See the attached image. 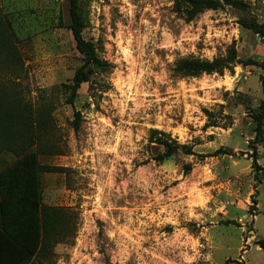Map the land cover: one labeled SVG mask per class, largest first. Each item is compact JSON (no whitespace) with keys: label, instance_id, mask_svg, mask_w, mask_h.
<instances>
[{"label":"rangeland","instance_id":"rangeland-1","mask_svg":"<svg viewBox=\"0 0 264 264\" xmlns=\"http://www.w3.org/2000/svg\"><path fill=\"white\" fill-rule=\"evenodd\" d=\"M245 1L247 14L227 7L189 22L174 0H83V37L107 65L71 103L66 87L85 59L67 27L68 0H2L16 58L0 57V96L34 115L46 110L33 149L59 170L41 176L43 204L70 221L30 264H264L256 244L264 238V179L252 168L255 152L264 168V132L256 138L252 119L264 71L236 64L223 75L174 72L179 59L212 60L232 45L241 62L260 64L264 41L240 20L262 22L264 0ZM206 112L220 127L206 128ZM152 130L195 155L159 161L164 148L150 142ZM218 149L227 154L203 157ZM18 157L0 151V170Z\"/></svg>","mask_w":264,"mask_h":264},{"label":"trees","instance_id":"trees-1","mask_svg":"<svg viewBox=\"0 0 264 264\" xmlns=\"http://www.w3.org/2000/svg\"><path fill=\"white\" fill-rule=\"evenodd\" d=\"M70 23L67 26L76 42L77 50L84 56L85 62L74 73L72 83L68 85L69 101L73 103L81 85L90 81L93 70L105 71L106 61L98 56V49L94 42L86 40L83 32L86 27V12L83 0H68ZM231 8L242 13H249L251 5L245 0H174L175 12L191 22L207 11H217ZM10 20L2 11L0 0V57L8 60L16 58L10 41ZM242 27L252 30L264 41V20L257 18L240 20ZM11 46V47H10ZM10 62V61H8ZM236 64L245 66H259L264 71V60L258 64L252 59L241 62L238 59L234 45L228 48L226 55L209 59L189 57L175 62L174 72L182 78H197L203 75H223L225 70H231ZM263 99L254 114H252L256 138L262 137L264 132V75L260 79ZM28 105L18 100H8L0 96V151L12 150L19 157L11 165L0 170V264H30L41 256L55 237H64L69 231V218L60 208H52L43 204L42 174L57 171L59 168L45 166L40 163L38 151L33 149L36 143V132L46 129V110L30 113ZM208 114L206 128L220 127V122ZM225 117V116H224ZM226 117H230L226 115ZM13 122L18 123L15 133ZM81 114L76 112L73 121L75 131L80 128ZM8 137H10L8 139ZM150 142L157 143L164 148L158 157L159 161L171 159L178 152L185 155H195L192 146L180 144L169 134L152 130ZM227 154L218 149L203 157H215ZM252 168L255 179H264V168L258 164V155L252 156ZM186 173L192 170L191 165L185 166ZM264 250V238L256 242ZM108 264H111L110 262Z\"/></svg>","mask_w":264,"mask_h":264},{"label":"clouds","instance_id":"clouds-1","mask_svg":"<svg viewBox=\"0 0 264 264\" xmlns=\"http://www.w3.org/2000/svg\"><path fill=\"white\" fill-rule=\"evenodd\" d=\"M209 15H212V13L209 12V13H207V14L205 15V17H204V21H205V22H207V18H208ZM215 35H217V36H221L222 33H221V32H216ZM195 38H196V37H193V39H195ZM208 55L211 56V53H209ZM223 83L227 84V85L229 86V88H231V86H232V80L229 79L227 76L225 77Z\"/></svg>","mask_w":264,"mask_h":264}]
</instances>
